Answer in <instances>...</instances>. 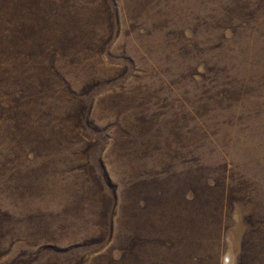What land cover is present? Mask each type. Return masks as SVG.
Returning a JSON list of instances; mask_svg holds the SVG:
<instances>
[{
	"label": "rangeland",
	"instance_id": "obj_1",
	"mask_svg": "<svg viewBox=\"0 0 264 264\" xmlns=\"http://www.w3.org/2000/svg\"><path fill=\"white\" fill-rule=\"evenodd\" d=\"M0 264H264V0H0Z\"/></svg>",
	"mask_w": 264,
	"mask_h": 264
}]
</instances>
